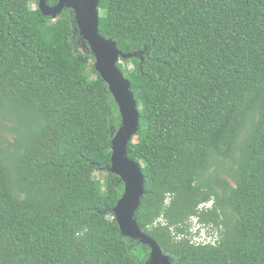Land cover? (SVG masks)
I'll return each instance as SVG.
<instances>
[{
    "label": "trees",
    "instance_id": "trees-1",
    "mask_svg": "<svg viewBox=\"0 0 264 264\" xmlns=\"http://www.w3.org/2000/svg\"><path fill=\"white\" fill-rule=\"evenodd\" d=\"M34 3L0 0V264H146L151 248L113 212L119 106L73 9ZM99 12L101 35L140 54L118 63L140 112L128 145L145 176L140 228L172 264H264V0H101ZM193 216L217 245L191 243Z\"/></svg>",
    "mask_w": 264,
    "mask_h": 264
},
{
    "label": "water",
    "instance_id": "water-1",
    "mask_svg": "<svg viewBox=\"0 0 264 264\" xmlns=\"http://www.w3.org/2000/svg\"><path fill=\"white\" fill-rule=\"evenodd\" d=\"M100 2L101 0H59L51 6L47 0H39L38 6L45 15L54 18L64 9H73L79 34L95 57V68L109 85L119 106L122 121L112 138V158L108 169L119 175L125 183V191L113 208L121 233L151 248L146 264H172V258L163 252L154 238L140 228L136 217L146 192L145 176L141 165L128 156V145L140 129V112L131 89V81L118 67V63L121 58L138 57L140 54L124 53L113 39L101 35Z\"/></svg>",
    "mask_w": 264,
    "mask_h": 264
},
{
    "label": "built area",
    "instance_id": "built-area-1",
    "mask_svg": "<svg viewBox=\"0 0 264 264\" xmlns=\"http://www.w3.org/2000/svg\"><path fill=\"white\" fill-rule=\"evenodd\" d=\"M213 202H205L200 204L198 207L199 211H204L212 208ZM184 234H181L180 237H184ZM187 238L191 240V243L197 246H206L212 245L215 246L220 241V235L217 231L210 230L208 226H205L201 223L198 216H193L191 218V228L190 232L187 235Z\"/></svg>",
    "mask_w": 264,
    "mask_h": 264
},
{
    "label": "rangeland",
    "instance_id": "rangeland-1",
    "mask_svg": "<svg viewBox=\"0 0 264 264\" xmlns=\"http://www.w3.org/2000/svg\"><path fill=\"white\" fill-rule=\"evenodd\" d=\"M37 6H38V3H34L33 7L34 8H37ZM78 47L82 51H87V44L86 43H80ZM130 67L132 68V65H130ZM117 130H118L117 128H115L114 126H112V132H113V134H115ZM7 136H8L9 139H11V140L13 139V135L11 133H8ZM105 174L106 173L103 172V171L102 172L101 171H98V172L95 173V177L102 179L105 176Z\"/></svg>",
    "mask_w": 264,
    "mask_h": 264
}]
</instances>
